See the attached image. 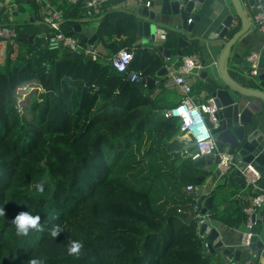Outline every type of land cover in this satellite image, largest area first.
I'll return each instance as SVG.
<instances>
[{
	"label": "trees",
	"instance_id": "1",
	"mask_svg": "<svg viewBox=\"0 0 264 264\" xmlns=\"http://www.w3.org/2000/svg\"><path fill=\"white\" fill-rule=\"evenodd\" d=\"M67 11L59 24L65 33L76 23ZM97 23L107 51L97 60L49 49L33 35L23 63L8 55L0 64V264H213L192 208L216 188L202 197L186 190L204 183L202 168L181 155L178 120L156 113L163 98H152L142 82L164 62L156 49L134 44L133 15L113 11ZM22 28L16 23V39L28 35ZM120 49L134 50L128 69L138 82L110 65ZM84 134L87 149L68 159L63 144ZM36 182L43 194H35ZM21 211L40 217L25 237L12 223ZM206 215L226 222L217 204ZM230 216L240 221V208ZM72 242L82 244L78 255L68 252Z\"/></svg>",
	"mask_w": 264,
	"mask_h": 264
},
{
	"label": "water",
	"instance_id": "2",
	"mask_svg": "<svg viewBox=\"0 0 264 264\" xmlns=\"http://www.w3.org/2000/svg\"><path fill=\"white\" fill-rule=\"evenodd\" d=\"M206 1L152 0L149 6L138 3L137 44H154L158 31L166 30L165 33L170 34L165 35L164 41L167 38L176 41L179 47L176 50L178 57L191 42L193 48L199 49L196 53L200 58L203 51L210 53L212 49L218 48L213 67L201 59L202 70L195 73V76L205 83L203 91L205 95L213 98L216 107L213 113L214 121L210 127L216 152L226 150L237 164L251 165L259 174L260 189L264 190V67H259L258 73L250 76L249 66L245 61L246 54L238 50L242 37L249 30L248 15H254L257 11L254 7L256 0H229L233 14L222 6L221 11L225 16L215 28L211 23L204 22L199 13ZM234 17L239 19L240 26H232ZM189 18L191 22L187 23ZM66 33L80 34V24L68 28ZM27 39L30 42L33 40L32 36ZM82 41L96 46L100 54L106 55V50L96 34L83 36ZM157 50L165 59H170L169 48L159 44ZM157 74H166V68L162 67ZM147 83H151L149 86L153 87L155 80L147 78ZM216 152L194 160V164L200 166L203 171L198 178L200 181H205L216 171L219 162ZM202 191L203 185H198L196 194L202 197ZM213 199L214 195L203 199L202 214L212 207ZM255 218L259 227L256 229L257 233L252 236L248 246L242 247L238 243V249L224 246L215 228L207 231L209 221L202 224L199 233L206 234L209 243L206 255H212L217 250L221 252L226 264L230 260L242 264H264V209H259Z\"/></svg>",
	"mask_w": 264,
	"mask_h": 264
},
{
	"label": "crops",
	"instance_id": "3",
	"mask_svg": "<svg viewBox=\"0 0 264 264\" xmlns=\"http://www.w3.org/2000/svg\"><path fill=\"white\" fill-rule=\"evenodd\" d=\"M72 5L73 4L69 3L67 0H0V25H5L14 29L16 23L22 24L23 32L28 34L25 37L19 39H16L15 37L0 38V64L5 63L8 55H10L11 59L16 64L23 63L27 58V53L30 48L28 42L31 43L27 38L32 36L33 39V35L44 36L48 34L49 31H51L50 26H48L43 19L44 16L51 14L53 11L61 13L62 18L58 22V24H60L63 20V10H65V12L68 10L67 12L75 17V24H80L81 34L83 36H92L93 34H96L99 41L97 21L101 17L109 12L116 11L125 14H131L137 20L136 13L139 8L138 2H136V0H106L102 3L96 4L93 7H87L83 4H80V6L79 4H74V7H71ZM220 6L221 5L217 3L216 0H207L203 6V9L199 12L204 19V22L208 24L211 23V26L214 28L221 23L225 16V13L221 11L222 6ZM230 13L233 14L232 8H230ZM248 17L249 30L247 31L246 35L242 37V43H240L239 49L237 46V49L246 55L250 51L261 50L262 56L260 60V68H263L264 32L257 28L253 14H249ZM232 26H240L238 18H233ZM64 28L68 30L67 27ZM165 31H158L154 44H137V35L134 43L136 46H140L141 48H148L150 50L156 49L155 51L161 56L164 62L163 67L166 68V74L158 75L157 72L154 77H148L155 80L153 87L149 86L151 83H147V78L142 81L148 91H150L148 92L146 90L145 92L149 93L152 98L156 96H161L163 98V105L166 107L157 109L156 113L159 115L162 114L164 109L173 107L181 101L182 94L178 90V87L173 83L172 74L176 72L178 66L177 64L180 63L182 57L188 55L187 53L189 49L193 47V43L191 42L188 47L183 49L182 55L178 57L176 50L179 49V47L176 45L174 46L173 41L171 48H169L171 50V57L170 59H165L163 55L157 50V45L162 44L165 46V35L170 33H165ZM244 42L245 44H243ZM193 54L197 53L195 52ZM217 54L218 48L212 49L210 53L208 51H203L201 59H204L206 64L213 67ZM100 55L101 57L105 56L102 54ZM2 58L5 59L2 61ZM242 62H244V60H242ZM200 70H202V68ZM187 78L192 85L191 96L193 102L199 104L207 99L208 96L205 95L203 91L205 88V83L201 79L197 78L195 74H190ZM174 140L177 142H183L180 147L182 156L189 157L188 154L194 151L192 142L183 135V133L180 131V128L174 137ZM202 185L204 189L207 187H211V190L216 188V194L214 196L212 205L217 204L219 210L224 212L227 222L208 219L207 221H209V225L207 226V231H209L211 228H215V230L218 232L219 239L223 241L224 246L238 249L240 232L245 229V215L242 211V208L249 202L251 196L249 189H247L244 185L239 169H231L223 175H219L218 172L215 171L206 178ZM204 189L202 194L208 193ZM237 207L240 208L241 219L240 221L235 220V222L230 214L233 213ZM261 209H264V204L261 206L260 210ZM211 262L213 264H226L222 258L221 252L217 250L214 254H212ZM234 263L242 264L241 262H234L233 260H230L228 264Z\"/></svg>",
	"mask_w": 264,
	"mask_h": 264
},
{
	"label": "built area",
	"instance_id": "4",
	"mask_svg": "<svg viewBox=\"0 0 264 264\" xmlns=\"http://www.w3.org/2000/svg\"><path fill=\"white\" fill-rule=\"evenodd\" d=\"M67 1L71 4L82 3L87 7H93L106 0ZM151 1L152 0H136V2L146 6H149ZM254 7L257 10L254 14V21L257 28L264 32V0H256ZM61 18V13L57 11H53L51 14L44 16V22L51 28V31L43 36L49 49L54 50L60 47H65L76 55H84L90 57L92 60H97L101 55L96 46L84 44L80 38L68 35L59 29L58 22ZM190 22L191 19L189 18L187 23ZM11 37H15L14 29L5 25H0V38ZM261 56V50L250 51L246 55L245 59L249 66L248 73L250 76H255L258 73ZM133 58L134 53L132 50L120 49L110 57L109 63L117 72L124 73L130 82H138L139 76L137 72L128 69V66L132 62ZM201 68V58L197 54H190L182 57L177 66L176 72L172 74L173 83L181 92L182 99L175 106L162 111L165 118L174 117L178 119L180 131L189 141L192 142L194 146V151L188 154L192 160H196L200 156H206L216 152L214 138L206 121V115L208 116L210 122L214 121L213 113L216 110V107L213 98L208 96L203 102L199 104L194 103L191 96L192 85L187 78L190 74L197 73ZM216 154L219 157L216 172H218L219 175H223L231 169H239L244 185L251 193L249 202L242 208L245 215V229L240 232L239 238V246L246 247L249 245L252 236L257 233L255 215L264 204V190L260 189L258 185L259 174L251 165L237 164L226 150L217 151ZM186 190L193 191L196 190V187L187 185ZM204 190L209 192L211 187H207ZM202 208V204L194 205L192 208L194 216L198 220L199 228L208 220L207 215L202 214ZM201 237L204 238L202 234ZM204 248L208 250V242H204Z\"/></svg>",
	"mask_w": 264,
	"mask_h": 264
},
{
	"label": "clouds",
	"instance_id": "5",
	"mask_svg": "<svg viewBox=\"0 0 264 264\" xmlns=\"http://www.w3.org/2000/svg\"><path fill=\"white\" fill-rule=\"evenodd\" d=\"M34 192L36 195L44 193V183L36 182L34 185ZM3 210L0 209V216H2ZM39 215H32L28 211H21L12 219V223L15 225V232L20 237H25L29 234L30 230L38 229L40 227L38 221ZM61 229L59 226L55 227L51 231L52 237H56L60 233ZM82 247L80 242H72L68 249L70 255H78ZM30 264H44L42 259H33Z\"/></svg>",
	"mask_w": 264,
	"mask_h": 264
},
{
	"label": "rangeland",
	"instance_id": "6",
	"mask_svg": "<svg viewBox=\"0 0 264 264\" xmlns=\"http://www.w3.org/2000/svg\"><path fill=\"white\" fill-rule=\"evenodd\" d=\"M216 1L221 6H224L227 10L228 9L230 10V8H229L230 7L229 0H216ZM4 59L5 58H2V61ZM28 88L31 89L32 87H28ZM206 121H207L208 126L211 127V122L209 121L207 115H206ZM87 138H88L87 134H84L81 138H79L78 140L74 141V143H72V144H63L62 152H66V154L68 156L67 157L68 159L79 158L84 153V151L87 149Z\"/></svg>",
	"mask_w": 264,
	"mask_h": 264
}]
</instances>
